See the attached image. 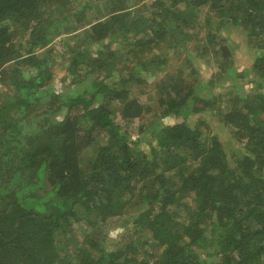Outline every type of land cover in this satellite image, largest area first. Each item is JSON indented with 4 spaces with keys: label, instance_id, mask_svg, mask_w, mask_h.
Here are the masks:
<instances>
[{
    "label": "trees",
    "instance_id": "trees-1",
    "mask_svg": "<svg viewBox=\"0 0 264 264\" xmlns=\"http://www.w3.org/2000/svg\"><path fill=\"white\" fill-rule=\"evenodd\" d=\"M83 1L0 0V264H264V0Z\"/></svg>",
    "mask_w": 264,
    "mask_h": 264
},
{
    "label": "rangeland",
    "instance_id": "rangeland-1",
    "mask_svg": "<svg viewBox=\"0 0 264 264\" xmlns=\"http://www.w3.org/2000/svg\"><path fill=\"white\" fill-rule=\"evenodd\" d=\"M78 1L79 2L80 1L85 2L83 0H78ZM237 36L238 35L234 36L235 40L237 39V43L235 44V47H234L236 50V57H235V59H236L235 64L236 65L235 66L239 71H243L246 68V64L251 63V60L249 59L248 56L245 55V52L248 51L247 46L245 45V41H246L245 38L242 37L240 39V38H237ZM60 42H62V39H58L56 41V44L58 45V47L61 45ZM58 47H56V48L59 49ZM208 67L209 66H207V68H203V69H205V71L208 70V72L206 74H203L204 78H209L211 68H208ZM55 69H56V78H59V79H58V81H56L54 89L56 92L61 93V91H64L63 90V84H61V82H60V73L63 74V71H62L63 68L56 67ZM172 70H173V68L170 69V71H172ZM252 87L253 86L249 85V84L245 86L246 90H250ZM4 91H5V88L0 83V95ZM217 92H222V89L221 90L218 89ZM209 120H210V125L212 126L213 130L218 134L221 141L224 142L226 149H227V152L229 154V157L231 158V163H233L234 162V159H233L234 152L236 151L238 154L240 153L239 151H237L235 141H233L231 139V137L229 135H227L228 134L227 132H224V131L219 129L217 118H214V119L209 118ZM149 122H150L149 117L145 118L144 120H136L134 128H133V129H135V131L133 132L134 134L132 136H134V137L138 136L137 134H138L139 126H142V125L147 126ZM165 123L173 124L176 122H175L174 118H170L167 121H165ZM193 123H194V121H193ZM143 144H145V143H143ZM144 148H146V144L144 145ZM113 221L114 222L111 224V227H113V228L110 229L109 238L112 240H116L118 238V235L123 231L124 221L118 220V219L113 220Z\"/></svg>",
    "mask_w": 264,
    "mask_h": 264
}]
</instances>
